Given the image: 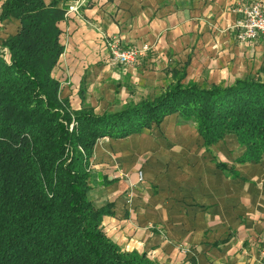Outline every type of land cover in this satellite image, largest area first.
Wrapping results in <instances>:
<instances>
[{"label":"crops","instance_id":"crops-1","mask_svg":"<svg viewBox=\"0 0 264 264\" xmlns=\"http://www.w3.org/2000/svg\"><path fill=\"white\" fill-rule=\"evenodd\" d=\"M73 1L44 3L67 9ZM253 4L264 13V0H89L58 24L64 50L52 76L60 98L101 115L159 94L175 72L200 86L248 76L264 82L263 38L236 39L237 11ZM17 28L13 19L2 22L0 45ZM108 39L148 50L122 67L111 60ZM244 151L232 135L206 149L195 124L172 114L126 138L98 140L88 196L97 207L111 206L101 226L122 251L145 253L157 264H259L264 156L237 162Z\"/></svg>","mask_w":264,"mask_h":264},{"label":"trees","instance_id":"trees-1","mask_svg":"<svg viewBox=\"0 0 264 264\" xmlns=\"http://www.w3.org/2000/svg\"><path fill=\"white\" fill-rule=\"evenodd\" d=\"M65 12L44 0H4L0 8V24L18 23L0 45V264H157L145 253L122 251L104 233L111 206L97 207L88 196L95 144L176 114L195 124L206 149L232 135L245 148L236 161L258 163L264 82L248 76L200 86L175 72L159 94L118 111L73 110L52 76L64 50L58 24Z\"/></svg>","mask_w":264,"mask_h":264},{"label":"built area","instance_id":"built-area-1","mask_svg":"<svg viewBox=\"0 0 264 264\" xmlns=\"http://www.w3.org/2000/svg\"><path fill=\"white\" fill-rule=\"evenodd\" d=\"M89 0H74L66 9L65 15H77L79 10L87 5ZM241 16L236 23V39L240 42L252 41L258 37L264 40V13L258 4L241 7L237 11ZM106 47L111 60L122 66H133L140 61L148 50V47L135 48L123 45L118 39H109ZM138 178L142 179V172H138ZM264 264V259L259 263Z\"/></svg>","mask_w":264,"mask_h":264},{"label":"rangeland","instance_id":"rangeland-1","mask_svg":"<svg viewBox=\"0 0 264 264\" xmlns=\"http://www.w3.org/2000/svg\"><path fill=\"white\" fill-rule=\"evenodd\" d=\"M109 40V39H108ZM108 54H109V52H108ZM110 56V55H109ZM111 58V57H110ZM118 65V64H117ZM156 95V93H151V94H149V97L150 98H152V97H154Z\"/></svg>","mask_w":264,"mask_h":264}]
</instances>
